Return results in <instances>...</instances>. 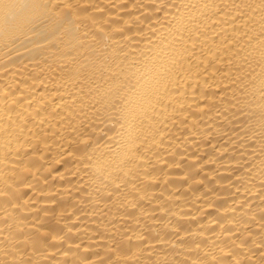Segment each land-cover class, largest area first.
Wrapping results in <instances>:
<instances>
[{"label": "bare ground", "instance_id": "6f19581e", "mask_svg": "<svg viewBox=\"0 0 264 264\" xmlns=\"http://www.w3.org/2000/svg\"><path fill=\"white\" fill-rule=\"evenodd\" d=\"M0 264H264V0H0Z\"/></svg>", "mask_w": 264, "mask_h": 264}]
</instances>
